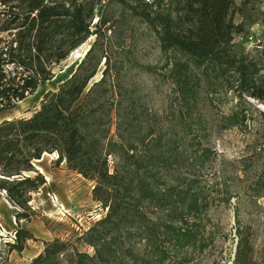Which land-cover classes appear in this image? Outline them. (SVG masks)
<instances>
[{"label": "trees", "instance_id": "trees-1", "mask_svg": "<svg viewBox=\"0 0 264 264\" xmlns=\"http://www.w3.org/2000/svg\"><path fill=\"white\" fill-rule=\"evenodd\" d=\"M248 3L0 0V113L15 107L13 98L22 101L53 79L54 68L95 37L67 80L42 93L23 115L0 121V193L22 210L16 220L27 217L31 193L45 184L35 167L44 153H56V163L93 181L92 198L105 210L77 241H44L30 264H189L193 252L207 248L209 203L193 168L197 152L206 161L209 149L198 140L185 158L180 146L204 131L203 92L264 103V48L253 55L234 41L245 27L234 16ZM116 5L154 35L162 77L171 85L168 109L154 114L149 127L146 109L108 74L107 54L96 52L109 23L104 12ZM102 60L100 78L90 83ZM4 64L14 65L13 74L6 76ZM237 117L245 118L243 109L225 119L233 125ZM32 239L18 228L5 244L21 252ZM82 245L93 253L81 251Z\"/></svg>", "mask_w": 264, "mask_h": 264}, {"label": "rangeland", "instance_id": "rangeland-1", "mask_svg": "<svg viewBox=\"0 0 264 264\" xmlns=\"http://www.w3.org/2000/svg\"><path fill=\"white\" fill-rule=\"evenodd\" d=\"M233 1L238 6L243 0ZM247 1L243 13L234 16L236 23H245L234 41L254 55L264 48V0ZM104 14L109 23L107 28H101L102 37L96 52L107 54L108 74L118 79L122 92L137 98V105L146 109V126L149 127L154 114L163 115L168 109L171 86L162 77L164 69H161L157 42L144 24L127 14L123 16L120 6H110ZM95 22L96 19L92 21V29H95ZM94 39L90 37L86 44L58 64L53 79L41 82L31 96L14 108L2 111L0 121L23 115L42 93L55 90L59 83L67 80L85 55L78 58V53L88 44L86 51ZM148 66L153 70L147 69ZM103 68L102 60L90 83L100 78ZM203 94L200 109L204 131L193 138L191 145L180 146V150L185 158L191 156L198 140L209 149L210 157L206 161L197 152L193 170L198 172L197 186L209 203L205 230L212 241L202 252H193L189 264H264V103L247 96L238 99L230 92H222L215 98L206 92ZM241 109L245 114L242 121L237 117L236 124L232 125L225 119L231 112ZM111 127L113 134L115 127ZM43 155L35 167L44 176L45 184L31 193L24 210L27 217L20 216L16 220V214L22 210L11 205L5 194L0 193L2 264H30L32 258L42 252L44 241L55 238L77 241L81 231L105 214L92 198L93 181L67 168L64 162L56 163V153ZM18 228L28 230L33 239L27 240L21 252L8 251L5 242L14 240ZM79 249L93 253L86 245Z\"/></svg>", "mask_w": 264, "mask_h": 264}, {"label": "built area", "instance_id": "built-area-1", "mask_svg": "<svg viewBox=\"0 0 264 264\" xmlns=\"http://www.w3.org/2000/svg\"><path fill=\"white\" fill-rule=\"evenodd\" d=\"M4 73L7 75L13 74L14 72V65L13 64H4ZM19 102H21L18 98H13L10 103L12 105H17ZM0 107H2V103H0Z\"/></svg>", "mask_w": 264, "mask_h": 264}, {"label": "bare ground", "instance_id": "bare-ground-1", "mask_svg": "<svg viewBox=\"0 0 264 264\" xmlns=\"http://www.w3.org/2000/svg\"><path fill=\"white\" fill-rule=\"evenodd\" d=\"M85 44H86V43H85ZM87 47H88V44L83 46L82 51L78 53V58H80V57L83 55V53L86 52L85 49H86ZM84 51H85V52H84ZM45 155H49V154H46V153H45ZM43 156H44V155H43ZM40 170H41V169H40Z\"/></svg>", "mask_w": 264, "mask_h": 264}, {"label": "crops", "instance_id": "crops-1", "mask_svg": "<svg viewBox=\"0 0 264 264\" xmlns=\"http://www.w3.org/2000/svg\"><path fill=\"white\" fill-rule=\"evenodd\" d=\"M41 95H42V94H41ZM31 107H32V106H31ZM31 107H30V108H31ZM28 109H29V108H28ZM26 110H27V109H26Z\"/></svg>", "mask_w": 264, "mask_h": 264}, {"label": "water", "instance_id": "water-1", "mask_svg": "<svg viewBox=\"0 0 264 264\" xmlns=\"http://www.w3.org/2000/svg\"><path fill=\"white\" fill-rule=\"evenodd\" d=\"M89 48H90V47H89ZM89 48H88V49H89ZM88 49H87V50H88ZM87 50H86V51H87ZM85 53H86V52H85Z\"/></svg>", "mask_w": 264, "mask_h": 264}]
</instances>
